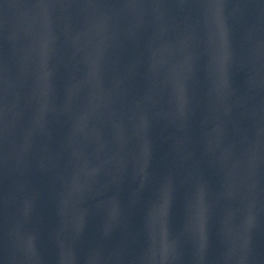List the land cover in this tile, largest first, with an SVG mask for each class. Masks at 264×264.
Returning <instances> with one entry per match:
<instances>
[{
	"label": "water",
	"instance_id": "1",
	"mask_svg": "<svg viewBox=\"0 0 264 264\" xmlns=\"http://www.w3.org/2000/svg\"><path fill=\"white\" fill-rule=\"evenodd\" d=\"M0 264H264V0H0Z\"/></svg>",
	"mask_w": 264,
	"mask_h": 264
}]
</instances>
